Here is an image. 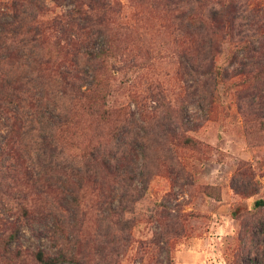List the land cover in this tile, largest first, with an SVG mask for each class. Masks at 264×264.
I'll use <instances>...</instances> for the list:
<instances>
[{"label": "rangeland", "instance_id": "rangeland-1", "mask_svg": "<svg viewBox=\"0 0 264 264\" xmlns=\"http://www.w3.org/2000/svg\"><path fill=\"white\" fill-rule=\"evenodd\" d=\"M75 2L46 1L50 16L62 17L48 36L65 46L59 59L68 83L34 84L28 69L34 107L12 113L0 104V154L20 120L27 160L20 168L0 157V220L22 221L24 208L35 218L12 248L56 255L60 246L81 264H264V206L255 205L264 200V78L256 79L264 66L242 53L229 59L231 39L209 20L196 27L203 65H191L184 55L196 38L182 37L181 24L154 0H105L115 11L108 19L76 18L73 29L66 16ZM259 2L244 1L253 27L245 20L234 30L255 48L264 41V23L254 21L264 16ZM17 67L7 72L22 75ZM242 72L252 74L243 94L234 87ZM88 88L106 115L76 98ZM59 117L73 122L68 160L50 133ZM17 183L46 193L33 188L14 199Z\"/></svg>", "mask_w": 264, "mask_h": 264}, {"label": "trees", "instance_id": "trees-1", "mask_svg": "<svg viewBox=\"0 0 264 264\" xmlns=\"http://www.w3.org/2000/svg\"><path fill=\"white\" fill-rule=\"evenodd\" d=\"M47 0H11L9 3L0 4V104L6 103L12 107L11 112L14 113L16 110L19 111L23 106L34 107L32 102L34 96L30 95L29 91L26 89L28 84L29 73L24 74L28 69H31L30 76H33L37 83H53L60 87L59 81H64L67 74H70L68 69H66L63 61L59 59V54L62 52L63 47L61 41H52L48 32L57 27L62 20L60 15L50 16V10L46 5ZM54 1V0H50ZM156 5L162 6L168 14H171L177 22L181 25L179 27V32L182 37L187 38L191 43L194 42V47L188 46V50L185 51V59L194 66V64H200L203 61L201 58L198 59L197 56L200 50V42L198 37L201 36L199 31H196V27L199 26L203 28V23L206 20L211 21L215 24L217 31L220 33L222 40L231 39L233 43V50L228 53V58L233 62L238 58V56H243L244 60H251L257 58V63L254 62L253 66L260 65L264 66V41L261 43L260 47L255 48L253 42L249 40V37L244 36L241 33L235 35L234 30L236 28H243V26H252L248 19V6L247 3L244 4L245 0H209L208 3L205 0H154ZM261 4H264V0H260ZM76 6L71 10V14L66 16L68 18V23L73 29L76 18L88 19L90 17H100L103 19H108L114 11L113 5H110L105 0H76ZM219 9L221 13H215ZM206 15L204 17V13ZM261 19V20H258ZM254 21L264 23V16L258 18ZM263 19V20H262ZM248 21L247 25L242 24L243 21ZM77 23V22H76ZM186 23V24H185ZM183 24L186 26L184 27ZM237 26V27H235ZM230 29L226 32V28ZM260 28V31H263ZM233 31V32H232ZM233 36V37H232ZM264 36V34H262ZM72 39L65 40L66 46L71 45ZM189 43V42H188ZM106 50V49H105ZM111 47H107V51H110ZM106 54V53H101ZM189 54V56H188ZM205 61V60H204ZM202 64V63H201ZM199 66H202V65ZM8 66H19L22 72L20 74H9L7 72ZM207 66H211L212 70L217 66L216 58L213 56ZM256 68V66H254ZM264 68V67H263ZM258 68L257 80H262L264 78V70ZM254 70L252 71V73ZM241 81L234 84V87H240L241 94L249 90V84L252 81V74L249 72H242ZM217 79L221 78L220 72L217 70ZM70 78V76H69ZM30 86V85H29ZM96 92H92V88H88L80 92L77 95V99L83 101V103H88V110L95 112L96 114L108 113V109L105 108L100 102L97 101ZM73 124L70 118L64 117L58 119V121L49 126L51 136L57 143V150L61 157L59 159H69L66 151L71 147L70 143V128ZM21 124L20 120H15L12 125L9 141L3 148V154L8 157V160L12 162L13 166H19L23 168L27 160L22 153L18 141L20 139ZM17 139V140H16ZM59 143V144H58ZM99 150L92 151L88 153L89 157L93 161L98 160ZM102 163L104 159L101 160ZM99 161V162H101ZM105 165V163H104ZM109 167V165H108ZM14 173L18 170L17 168L12 169ZM30 168L24 169V174L29 175L31 172ZM12 173L10 176L12 180L15 179L16 174ZM30 185L29 183L21 184L17 183L14 186V199H26V194L30 190L36 189L38 192L35 193L36 196H40L46 193L44 186ZM49 187H47V190ZM18 194V196H16ZM21 195V197L19 196ZM28 205V204H27ZM257 207L264 206V200H259L255 202ZM23 219L17 218L14 221L3 222L0 220V264H64L70 262L71 264H81L80 261H72L68 255V252L64 248L57 246V254L52 255L46 250L38 248L37 250H18L13 249L12 245H17L20 243L22 238V227L24 223H28L30 220H35L34 215L30 211V208L22 209ZM39 215V211L36 212ZM187 218L185 215L183 216ZM56 248V247H55ZM84 263V262H83Z\"/></svg>", "mask_w": 264, "mask_h": 264}]
</instances>
